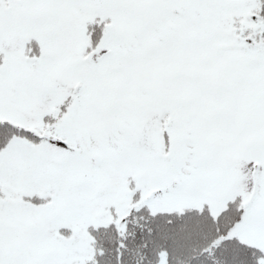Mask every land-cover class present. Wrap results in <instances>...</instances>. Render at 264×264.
I'll list each match as a JSON object with an SVG mask.
<instances>
[{
	"label": "snow or ice",
	"instance_id": "snow-or-ice-1",
	"mask_svg": "<svg viewBox=\"0 0 264 264\" xmlns=\"http://www.w3.org/2000/svg\"><path fill=\"white\" fill-rule=\"evenodd\" d=\"M0 264H264V0H0Z\"/></svg>",
	"mask_w": 264,
	"mask_h": 264
}]
</instances>
